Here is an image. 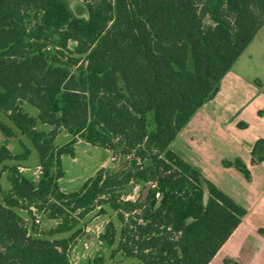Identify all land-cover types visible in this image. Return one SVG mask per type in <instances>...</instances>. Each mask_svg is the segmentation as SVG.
I'll list each match as a JSON object with an SVG mask.
<instances>
[{
  "label": "trees",
  "instance_id": "obj_1",
  "mask_svg": "<svg viewBox=\"0 0 264 264\" xmlns=\"http://www.w3.org/2000/svg\"><path fill=\"white\" fill-rule=\"evenodd\" d=\"M263 26L264 0H0V115L12 124L0 119V133L30 144L21 155L0 146L10 185L0 192V264H70L73 214L102 206L121 223L117 248L131 264H210L248 211L170 146ZM62 132L70 141L57 147ZM78 140L123 165L64 193L62 157H75ZM31 148L37 181L5 164ZM263 161L264 139L252 164ZM223 164L251 179L240 159ZM148 184L144 201L130 199ZM32 208L58 225L39 233ZM116 237L109 223L99 241L111 248Z\"/></svg>",
  "mask_w": 264,
  "mask_h": 264
},
{
  "label": "crops",
  "instance_id": "obj_2",
  "mask_svg": "<svg viewBox=\"0 0 264 264\" xmlns=\"http://www.w3.org/2000/svg\"><path fill=\"white\" fill-rule=\"evenodd\" d=\"M241 58L221 81L215 98L194 115L170 146L248 211L210 264H224L225 260L264 264V161L252 164L255 144L264 139V88L254 73L239 70ZM252 58L249 55L250 60L242 61L241 66L249 67ZM236 159L248 167L250 180L223 164Z\"/></svg>",
  "mask_w": 264,
  "mask_h": 264
},
{
  "label": "rangeland",
  "instance_id": "obj_3",
  "mask_svg": "<svg viewBox=\"0 0 264 264\" xmlns=\"http://www.w3.org/2000/svg\"><path fill=\"white\" fill-rule=\"evenodd\" d=\"M71 1H84V0H71ZM209 24V20H207ZM245 52L242 54L241 64L239 70L241 72L254 73L259 78L264 88V28L258 35V38L254 40L251 46H248ZM249 55L253 58L249 67H243L242 63L249 59ZM250 60V59H249ZM244 61V62H242ZM250 61H248L249 63ZM250 75V74H249ZM29 112L36 115L35 111L28 108ZM0 119L12 126L10 121L0 115ZM70 137L62 132L57 139V147H62L68 144ZM7 145L10 151L14 155H21L24 151V146L30 148V144L19 134L16 138L7 140L2 133H0V146ZM32 154L27 160L23 161H8L5 164L8 166L18 165L21 173L29 176L33 180L37 181L41 175V170L38 167V155L37 152L32 149ZM75 157L70 155H64L62 157V167L64 171V177L59 181L61 191L64 193H72L80 189L84 183L92 178L96 172L102 168L120 169L122 167V160L118 154L94 147L82 140L74 145ZM9 171L0 167V192H6L10 189L8 182ZM142 187H136L131 200H136L143 192ZM20 215L27 219L29 228L34 222L33 217H30L24 211H18ZM79 213H74L73 217L78 221L74 231L79 230L77 239L72 244V248L69 252L70 260L73 264H86L88 261L101 256L104 259L105 264H131L136 261L126 258L124 254L118 251V239L121 229V223L116 217V214L110 209L109 206L95 207L85 217L80 218ZM34 214L39 216V223H36L39 233H43L48 229L54 228L58 225V220H50L43 213ZM35 220L36 216L34 215ZM109 223H113L117 230L116 243L113 247L109 248L103 246L99 242V236L102 234L106 226ZM71 233L59 235L56 238L69 237ZM88 245V248L84 247V244Z\"/></svg>",
  "mask_w": 264,
  "mask_h": 264
},
{
  "label": "water",
  "instance_id": "obj_4",
  "mask_svg": "<svg viewBox=\"0 0 264 264\" xmlns=\"http://www.w3.org/2000/svg\"><path fill=\"white\" fill-rule=\"evenodd\" d=\"M150 189H151V184H148L142 192V199H141L142 201H144L148 197Z\"/></svg>",
  "mask_w": 264,
  "mask_h": 264
},
{
  "label": "built area",
  "instance_id": "obj_5",
  "mask_svg": "<svg viewBox=\"0 0 264 264\" xmlns=\"http://www.w3.org/2000/svg\"><path fill=\"white\" fill-rule=\"evenodd\" d=\"M152 187V186H151ZM154 187V186H153ZM32 211L33 212H36V210L34 209V208H32ZM35 216H36V223H39L40 222V220H39V216L38 215H36V214H34ZM100 242V241H99ZM101 243V242H100ZM84 247L85 248H88V245L85 243L84 244ZM72 248V247H71ZM71 250V249H70ZM70 252V251H69ZM70 256V255H69ZM70 264H73L72 262H71V260H70Z\"/></svg>",
  "mask_w": 264,
  "mask_h": 264
}]
</instances>
